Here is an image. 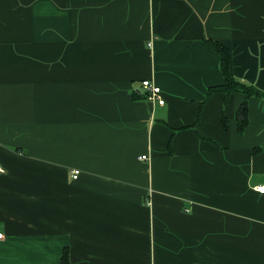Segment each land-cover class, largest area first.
Masks as SVG:
<instances>
[{
  "label": "crops",
  "instance_id": "crops-1",
  "mask_svg": "<svg viewBox=\"0 0 264 264\" xmlns=\"http://www.w3.org/2000/svg\"><path fill=\"white\" fill-rule=\"evenodd\" d=\"M208 39L264 90V0H0V264H264V98L240 132Z\"/></svg>",
  "mask_w": 264,
  "mask_h": 264
},
{
  "label": "trees",
  "instance_id": "trees-1",
  "mask_svg": "<svg viewBox=\"0 0 264 264\" xmlns=\"http://www.w3.org/2000/svg\"><path fill=\"white\" fill-rule=\"evenodd\" d=\"M207 43L212 49H214L219 54L220 68L222 75L225 78V83L210 87L208 89V95H211L216 91L225 93L227 98L237 92H240L242 94L244 93L246 95V99L242 103V106L240 107L237 113V120L239 121V131L243 132L250 122L248 117V99L253 96H259L264 98V90L259 89L253 84L241 81L238 77L234 75L231 67L232 63L230 49L226 48L223 44L216 40L208 39ZM223 120L226 126L225 117ZM61 264H70V255L68 253V249L64 250Z\"/></svg>",
  "mask_w": 264,
  "mask_h": 264
},
{
  "label": "built area",
  "instance_id": "built-area-1",
  "mask_svg": "<svg viewBox=\"0 0 264 264\" xmlns=\"http://www.w3.org/2000/svg\"><path fill=\"white\" fill-rule=\"evenodd\" d=\"M143 86L146 90V93L148 94L149 100L153 102H157L159 104L165 103V99L163 98V95L161 94V87L158 84L156 85L152 80L145 79L143 81ZM145 158H147L146 154L142 156L143 160ZM2 172H4V167L0 164V174H2ZM79 173H80L79 169H74L72 177L77 178L79 176ZM259 191L264 192V185L261 188H259ZM4 236L5 234L0 231V240L3 239Z\"/></svg>",
  "mask_w": 264,
  "mask_h": 264
}]
</instances>
